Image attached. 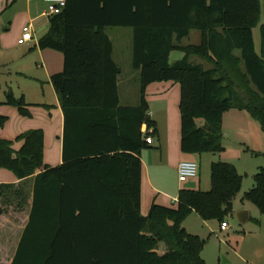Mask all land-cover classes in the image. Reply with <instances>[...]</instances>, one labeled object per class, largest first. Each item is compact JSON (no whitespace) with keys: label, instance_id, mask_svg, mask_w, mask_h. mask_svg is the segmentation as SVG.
Listing matches in <instances>:
<instances>
[{"label":"trees","instance_id":"trees-1","mask_svg":"<svg viewBox=\"0 0 264 264\" xmlns=\"http://www.w3.org/2000/svg\"><path fill=\"white\" fill-rule=\"evenodd\" d=\"M262 13L264 0H66L49 16L38 47L63 57L62 71L51 76L64 119L62 164L43 163L41 129L0 139V169L18 180L32 178L31 202L25 182L0 185V216L28 214L6 264H207L200 256L205 240L187 233L182 222L194 212L202 221L223 223L242 177L234 165L212 162L208 191L181 190L174 207L153 203L142 216L140 154L148 145L140 128L146 124L155 133L145 88L180 86L182 154L223 152L222 119L231 110L248 113L264 134V22L259 52L252 33ZM113 27L133 30L135 107L119 102L121 72L105 33ZM192 31L199 43L183 46ZM173 53L182 57L172 61ZM4 104L31 117L23 96L8 91ZM253 182L241 202L264 214V167Z\"/></svg>","mask_w":264,"mask_h":264},{"label":"crops","instance_id":"crops-1","mask_svg":"<svg viewBox=\"0 0 264 264\" xmlns=\"http://www.w3.org/2000/svg\"><path fill=\"white\" fill-rule=\"evenodd\" d=\"M47 6L48 5L44 0H0V67H4L6 65L7 62L5 61H7V58L12 53H16L18 51L31 52L34 50V48H37V53L41 61L40 64L42 67H45L44 74L51 84V76L62 71L63 57L59 53H55L54 50H42L38 47L39 39L47 32L49 26ZM10 11L11 13L6 15L7 12ZM14 21H16L18 24L17 41L21 38L23 28L30 25L33 36L32 41H34L32 46L30 42H27L23 45H18L17 41L15 42V40L12 44L7 42L5 32L9 31L8 26ZM199 41L200 34L197 44ZM177 54H179L176 55L178 57L176 59L174 57L173 61L182 57V54ZM192 61L203 64L205 68H210L208 64L198 60L197 58H193ZM120 72L121 73L118 77V90L120 86L126 90L128 86L127 74H124L121 70ZM137 72L139 76V71ZM8 91L12 92L9 86H6L5 91L3 92L4 98H0V104H4L5 94ZM20 96L24 97V100L28 106L31 105L39 107L32 109L30 112L32 117H30L28 120H26L27 118L25 119L24 117H22L23 119L15 120V123L13 124L14 127H12L10 130L12 131L13 135L17 137L19 134L26 131L41 129L44 133L43 163L50 167L61 165L64 119L62 109L58 101V95L55 92L54 102H51L50 104H47L46 102L27 103L24 94H21ZM145 98L148 104V113L150 114V119L154 122L155 133L153 137H156L157 143L155 146L154 139L152 138V144L148 145V147H150L152 150L148 152H141L140 154V212L142 216L147 215L146 213H148L153 203L165 207H174L177 203V197L181 190L201 191V180L199 177L200 174H197V176L193 179H190V181L187 180L186 183L188 182V184L185 185L184 189L181 188L182 185L180 186L179 184L182 183L176 181L178 180L177 168L180 162L193 161L197 163L198 168L202 165L203 161H206L208 165H211L212 162H216L213 160V157H210L209 159H207V157H203L206 156L207 153L199 155H185L180 151V86L177 83H151L145 88ZM10 112L11 111H9V109L0 107V117H6V114L3 113L8 114ZM229 112L230 111L226 112L225 114H229ZM11 115L14 116L13 113ZM244 122L247 126L250 125L254 127V131L256 130V132H259L261 129L259 125V127H257L253 122L249 123L247 120ZM232 131L235 130H227L222 122V143L224 139L229 137V134ZM252 133L253 132H247L246 135L248 137L250 135L251 137ZM242 141L243 142H240L239 144L242 148H244L247 145L245 142L246 140ZM153 146L155 147L152 148ZM20 147L21 143H16L13 146L14 150L16 151L19 150ZM223 148L225 150L224 146ZM242 153H248L253 156L264 155L262 154L264 152L256 150L254 146L252 148H246V150L242 149ZM219 161H222V159ZM234 167L238 172L237 167ZM39 172L40 170H37L36 174ZM197 177L198 181H193L196 180ZM171 180H173V182ZM23 182H25V185H22L23 190L28 195L29 202H31L32 178H29L26 181L18 180L11 171L0 169V185H13L17 187ZM205 187H207V184ZM242 197L243 195L239 199V203L241 205H243V202H241ZM234 204L235 199L233 200V209L235 210L236 207ZM244 209L246 210V208ZM247 211L248 217L246 221L250 220L251 218L250 210L247 209ZM27 215V213L15 214L13 215V220L8 219L5 216H0V264H6L12 259L21 232L27 222Z\"/></svg>","mask_w":264,"mask_h":264},{"label":"rangeland","instance_id":"rangeland-1","mask_svg":"<svg viewBox=\"0 0 264 264\" xmlns=\"http://www.w3.org/2000/svg\"><path fill=\"white\" fill-rule=\"evenodd\" d=\"M8 13H11V11L7 12L6 15ZM263 22L264 14L262 13L259 24L252 31L256 52H259V28ZM8 28L9 31L5 32V37L7 42L12 44L14 40L15 42L17 41V22L10 23ZM105 33L113 45L112 58L114 62L124 74H127L128 86L126 90L122 86L118 90L120 105L135 107L139 103V76L138 72L131 67L133 30L131 28L113 27L107 28ZM198 39L199 32L192 31L187 38L182 40V45L197 44ZM30 43L32 46L34 41ZM55 53H59L62 56L60 52L55 51ZM176 55L179 54H172V61L174 57L175 59L178 57ZM5 62H7L6 65L0 67V98H4L3 92L6 86H9L15 98H19L21 94H24L27 103L46 102L50 104L54 102L55 91L44 74L45 67L40 64L37 48H34L31 52L18 51L12 53ZM0 107H5L11 111L8 114L3 113L6 114V117L0 118V139L12 140L15 135L10 129L14 127L15 120L23 118L18 115L15 106L0 104ZM38 107L28 106L30 112L33 108ZM12 113L14 116L11 115ZM29 118L25 119L28 120ZM246 120L249 123L253 122L254 125L259 127V124L245 112L231 110L229 114H224L222 119L224 126L227 130L234 129L235 131H232L229 137L223 140L222 144L225 147L223 152L216 154L207 153L206 156H203L207 157V159L213 157L215 161L222 159V161L236 166L239 175L242 177L241 190L235 198L234 205L236 209H232V213L224 220L229 226V230L227 232L220 231L219 224L216 221H202L194 212L190 213L182 222V227L187 233L197 235L205 240L200 256L207 264H264V214L259 213L257 208L249 201H243V205L239 203L240 197L253 188V176L258 168L264 167L263 155L253 156L248 153H242V149L246 150V148H252L253 146L256 150L264 152L263 132L261 129L259 132L254 131V127L245 124L244 121ZM247 132H253L252 136L250 137L249 135L248 137L246 135ZM152 138L155 145L157 143L156 137L152 136ZM242 140H246L247 145L244 148L239 144L243 142ZM150 150L152 149L148 147L142 152ZM199 174L201 191L209 190L210 165L206 161H203L198 168ZM171 181L173 182V180ZM176 181L179 182L178 180ZM193 181H198V177ZM187 184L188 182L179 185H182L181 188L184 189ZM206 184L207 187H205ZM247 209L250 210L251 218L244 224H240L236 215L240 211H247ZM164 250L165 246L163 244L160 245L159 253Z\"/></svg>","mask_w":264,"mask_h":264},{"label":"built area","instance_id":"built-area-1","mask_svg":"<svg viewBox=\"0 0 264 264\" xmlns=\"http://www.w3.org/2000/svg\"><path fill=\"white\" fill-rule=\"evenodd\" d=\"M47 3V14L48 16L59 14L66 5V0H44ZM33 39L30 25L26 26L22 30L21 38L18 40V45H23L27 42H31ZM150 117V114L148 113ZM141 134L144 136L145 143L147 145L152 144L153 129L147 127L146 124L141 126ZM198 174V165L193 161H182L179 163L177 168L178 181L183 183L187 180L193 179ZM229 226L223 222L220 224V231L227 232Z\"/></svg>","mask_w":264,"mask_h":264},{"label":"water","instance_id":"water-1","mask_svg":"<svg viewBox=\"0 0 264 264\" xmlns=\"http://www.w3.org/2000/svg\"><path fill=\"white\" fill-rule=\"evenodd\" d=\"M247 212L246 211H240L237 213L236 218L240 224H244L247 220Z\"/></svg>","mask_w":264,"mask_h":264}]
</instances>
